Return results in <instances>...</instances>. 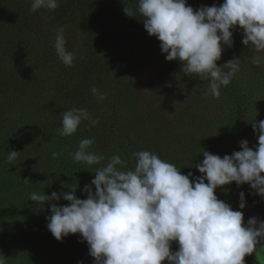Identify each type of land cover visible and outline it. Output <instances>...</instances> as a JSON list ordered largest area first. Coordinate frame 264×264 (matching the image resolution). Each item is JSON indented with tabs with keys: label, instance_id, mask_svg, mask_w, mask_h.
<instances>
[{
	"label": "rangeland",
	"instance_id": "rangeland-1",
	"mask_svg": "<svg viewBox=\"0 0 264 264\" xmlns=\"http://www.w3.org/2000/svg\"><path fill=\"white\" fill-rule=\"evenodd\" d=\"M187 3L195 10L203 5L219 6L223 0ZM108 25L92 29L86 23L52 26L54 33L64 29L65 39L76 53L74 64L92 65L91 73L83 69L77 73V79L84 80L67 94L56 88L57 73L44 63L46 59L42 63L0 60V90L11 97L0 102V258L5 264H94L87 242L82 243L79 234H70L63 242L53 236L46 219L53 202L39 208L30 201L33 192L70 193L75 186L77 198L86 199L83 188L94 179L95 168L113 155L121 156L125 169H134L132 153L148 150L175 165L181 174L200 176L195 165L204 159L203 151L223 158L242 150L241 140H248L253 150L258 145L251 122L264 120V63L251 62L253 52L242 43L243 29L237 26L233 30V47L222 45L225 50L217 65L222 67L235 58L241 64L216 99L206 95L208 81L184 75L179 60H166L161 42L147 33L142 20L127 19L106 32ZM258 55L264 59V54ZM16 85L22 87L21 93L12 100L9 93ZM93 87L106 92V99L98 101L91 92ZM234 88L247 97V114L242 119ZM72 108L87 109L99 123L93 126L83 121L72 136H60V115ZM83 138L94 139L90 151L105 158L99 165L72 159ZM12 150L20 152L13 166L6 162ZM53 152L60 155L53 159ZM241 191L245 193L244 209L239 208ZM215 194L233 210L242 211L245 224L251 217L264 220V198L250 185L238 187L233 182ZM55 203L70 202L61 199ZM178 247L177 242L172 243L173 252ZM262 256L264 264V253ZM245 264H258L255 252L245 257Z\"/></svg>",
	"mask_w": 264,
	"mask_h": 264
},
{
	"label": "clouds",
	"instance_id": "clouds-1",
	"mask_svg": "<svg viewBox=\"0 0 264 264\" xmlns=\"http://www.w3.org/2000/svg\"><path fill=\"white\" fill-rule=\"evenodd\" d=\"M30 4L32 13L59 6L58 0H30ZM125 4L124 13L142 17L147 33L161 42L166 60H179L184 75L208 81L206 95L213 98L219 99L221 88L240 71V58L217 65L223 46L233 47L237 26L243 29L242 43L253 52L251 62L264 63L258 55L264 54V0H223L219 6L203 5L195 10L187 0ZM66 44L60 28L54 41L56 55L65 66H74L76 53L68 51ZM91 92L101 102L107 97L95 87ZM60 116L58 132L63 137L75 134L83 121L93 126L99 123L83 108L65 110ZM251 123L258 137L255 150L244 139L239 145L242 150L223 158L203 151L204 159L195 165L200 176L181 174L157 154L141 150L132 153L134 169L125 171L119 155L95 168L94 179L83 188L86 199L77 198L73 186L70 193L33 192L30 201L39 208L53 202L46 218L48 230L61 242L70 234H79L81 242H87L94 264H245V257L254 252L261 264L264 220L251 217L245 224L243 212L233 210L215 194L218 188L235 182L238 187L250 185L264 198V120L256 122L255 118ZM93 144L94 139H81L72 153L74 162L99 165L105 158L90 151ZM19 153L9 151L6 162L15 165ZM59 155L51 153L53 159ZM61 199L70 203L58 206L55 202ZM239 201V208L244 209L243 191ZM173 242L179 245L174 252ZM0 264H5L3 258Z\"/></svg>",
	"mask_w": 264,
	"mask_h": 264
},
{
	"label": "trees",
	"instance_id": "trees-1",
	"mask_svg": "<svg viewBox=\"0 0 264 264\" xmlns=\"http://www.w3.org/2000/svg\"><path fill=\"white\" fill-rule=\"evenodd\" d=\"M135 6L132 0H61L55 10L40 9L29 12L30 0H0V60L20 61L21 63L48 64L53 73H57L54 84L57 89L68 90L75 84H80L83 79H77V73L81 69L86 74L91 73L90 63H77L74 66H65L57 57L54 41L56 33L52 26H70L86 23L92 29L101 28L109 22L105 31L117 29L127 19L137 20L142 17H129L124 13L126 4ZM103 30V29H102ZM66 49L73 51L71 42ZM103 72V71H100ZM20 85L12 87L9 94L16 96L21 93ZM0 90V102L10 101L8 96ZM5 93V92H4ZM7 93V91H6ZM235 101L238 102L239 117L247 114L246 95L243 90H232ZM1 107V106H0ZM130 168V167H129ZM129 170L128 168L125 169Z\"/></svg>",
	"mask_w": 264,
	"mask_h": 264
},
{
	"label": "water",
	"instance_id": "water-1",
	"mask_svg": "<svg viewBox=\"0 0 264 264\" xmlns=\"http://www.w3.org/2000/svg\"><path fill=\"white\" fill-rule=\"evenodd\" d=\"M263 253H264V251H261V257H262L261 263H262V261H263V256H262ZM259 262H260V261H259V259L257 258V263L260 264ZM262 264H263V263H262Z\"/></svg>",
	"mask_w": 264,
	"mask_h": 264
}]
</instances>
